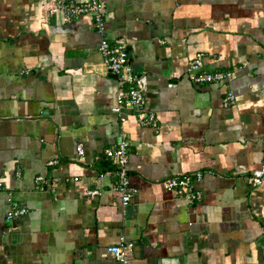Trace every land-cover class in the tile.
<instances>
[{"label": "crops", "instance_id": "0c3cea01", "mask_svg": "<svg viewBox=\"0 0 264 264\" xmlns=\"http://www.w3.org/2000/svg\"><path fill=\"white\" fill-rule=\"evenodd\" d=\"M55 2L0 0V264H116L105 249L122 240L130 264H264V179L249 182L264 157V0H102L156 128L112 112L120 85L92 19L65 21ZM198 53L225 84L186 78ZM121 131L124 210L104 156ZM195 172L198 203L162 186Z\"/></svg>", "mask_w": 264, "mask_h": 264}, {"label": "built area", "instance_id": "2783aa9c", "mask_svg": "<svg viewBox=\"0 0 264 264\" xmlns=\"http://www.w3.org/2000/svg\"><path fill=\"white\" fill-rule=\"evenodd\" d=\"M52 12H61L65 21H69L80 16H89L92 19L93 28L99 35V51L103 57V64L107 74L116 76L120 90L117 94L116 104L112 112L118 116L126 108L135 110L136 118L141 127L156 128L157 120L153 113L144 110V96L141 78L133 74L129 67L128 53L126 46L122 42L114 45L109 43L105 26V9L102 0H56ZM230 74L221 71H203V54L198 53L188 63L186 78L194 85H223ZM127 86V88H125ZM235 100L234 93L229 90L225 93L224 102L232 104ZM129 140L127 134L121 131L118 141L113 147L104 151V156L108 159L113 169L110 174L114 176L112 190L118 195L120 206L124 210L130 203L133 191L129 186L128 161H129ZM77 156L83 155L81 144L76 147ZM108 174V172H107ZM102 177V175H100ZM201 179L199 172L171 176L162 180L165 190L174 192L179 198L188 204L198 203L202 200V192L196 188L195 183ZM264 179V157L259 169L252 172L249 182L252 187L262 185ZM73 181H77L74 178ZM37 184L42 182V178H36ZM99 194L98 189L90 190L87 196L95 197ZM25 208H11L6 214L7 219L19 218L25 215ZM132 242L121 241L118 245L106 247L105 255L110 256L116 264H130L129 257L133 251Z\"/></svg>", "mask_w": 264, "mask_h": 264}, {"label": "water", "instance_id": "95a60500", "mask_svg": "<svg viewBox=\"0 0 264 264\" xmlns=\"http://www.w3.org/2000/svg\"><path fill=\"white\" fill-rule=\"evenodd\" d=\"M110 77H111V78H116V76H114V75H110Z\"/></svg>", "mask_w": 264, "mask_h": 264}]
</instances>
